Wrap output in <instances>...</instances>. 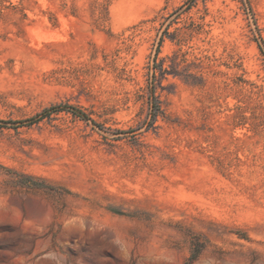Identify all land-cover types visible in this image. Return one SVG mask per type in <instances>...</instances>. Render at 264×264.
<instances>
[{"label": "rangeland", "instance_id": "rangeland-1", "mask_svg": "<svg viewBox=\"0 0 264 264\" xmlns=\"http://www.w3.org/2000/svg\"><path fill=\"white\" fill-rule=\"evenodd\" d=\"M0 264H264V0H0Z\"/></svg>", "mask_w": 264, "mask_h": 264}, {"label": "trees", "instance_id": "trees-1", "mask_svg": "<svg viewBox=\"0 0 264 264\" xmlns=\"http://www.w3.org/2000/svg\"><path fill=\"white\" fill-rule=\"evenodd\" d=\"M150 99L152 100V105H153L155 111L158 112V111H159V108H158V106L156 105V104L158 103V101H157V99H156L155 92H153V93L151 94ZM154 102H155V104H154Z\"/></svg>", "mask_w": 264, "mask_h": 264}]
</instances>
